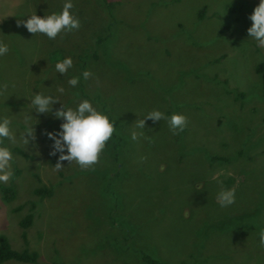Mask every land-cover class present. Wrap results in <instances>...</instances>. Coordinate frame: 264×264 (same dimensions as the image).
Returning <instances> with one entry per match:
<instances>
[{
    "label": "rangeland",
    "instance_id": "1",
    "mask_svg": "<svg viewBox=\"0 0 264 264\" xmlns=\"http://www.w3.org/2000/svg\"><path fill=\"white\" fill-rule=\"evenodd\" d=\"M65 2L0 0L9 47L0 120H11L15 137L3 145L13 175L0 187L14 194L9 202L0 194V236L37 255L0 264H264V89L255 72L264 48L247 32L259 0H71L78 30L49 39L17 27ZM67 57L73 67L57 73ZM36 94L59 99L53 112L88 100L109 118L115 131L97 164L54 168L60 153L50 155L46 133L63 120L38 114ZM153 110L184 115V131L150 119L135 129ZM30 128L35 140L25 145ZM133 130L144 135L133 141ZM233 188L235 203L221 207L218 193Z\"/></svg>",
    "mask_w": 264,
    "mask_h": 264
},
{
    "label": "clouds",
    "instance_id": "2",
    "mask_svg": "<svg viewBox=\"0 0 264 264\" xmlns=\"http://www.w3.org/2000/svg\"><path fill=\"white\" fill-rule=\"evenodd\" d=\"M72 8L73 3L71 0H66L61 13H53L43 18L34 14L25 21L18 20L17 27L23 25L29 33L34 35L43 34L49 39H55L61 32H71L79 29L80 21L71 14L70 9ZM249 19L252 22L247 29L249 36L257 42L259 47L264 48V0H259L258 6L254 8ZM8 51V45L0 42V56L6 55ZM72 67L73 60L71 57H67L55 64V71L66 75ZM82 75L87 80L91 78L92 73L84 71ZM67 83L72 87H76L79 83V77H72ZM7 87V84L0 86V95L7 90ZM57 91L63 94L65 89L60 87ZM56 103H60L58 98L42 94H36L31 100V105L38 114L52 113L56 119L63 120L60 131L46 133L49 139L54 142L51 146L50 155L55 156L60 153L54 168L56 170L62 169L64 167L63 161H68L69 165L75 163L81 169L92 168L98 163L100 154L106 143L111 139L115 131L114 124L109 121L106 115L98 112L88 100L79 102L75 110L70 107L65 108L62 104L61 108L53 112V105ZM148 119L154 123L166 120L173 135L183 132L187 125V118L184 115L172 114L170 117H166L161 111L153 110L144 118L135 121V129H144L146 126L145 121ZM10 124L11 120L8 118L0 120V182L2 183H7L13 175L11 171L13 154L8 147L3 146L6 139L15 142ZM142 135H144L143 132H137L136 130L131 132L133 141L138 140ZM22 140L25 145H28L30 140L34 141V130L30 128L26 134H22ZM142 159L146 158L142 157ZM217 202L221 207L234 204L235 189L221 190L217 195ZM258 236L259 246L264 248V228L259 231Z\"/></svg>",
    "mask_w": 264,
    "mask_h": 264
},
{
    "label": "trees",
    "instance_id": "3",
    "mask_svg": "<svg viewBox=\"0 0 264 264\" xmlns=\"http://www.w3.org/2000/svg\"><path fill=\"white\" fill-rule=\"evenodd\" d=\"M96 41L98 42L99 40L97 39ZM255 72L260 76L262 87L264 89V66L258 64L255 68ZM13 151L19 155H23L19 149H14ZM35 193L40 195L41 193L47 194L48 192L39 189L36 190ZM0 194L3 201L9 202L12 200L14 192L11 187L1 186ZM30 221H31V216L26 215V217L20 223L21 227L26 228L29 225ZM36 257H37L36 253L28 252L26 249H22L20 251H15L11 249L7 240L3 236H0V263L8 260H14L22 263H32L35 261ZM143 262L145 264H161L159 261L148 257H144Z\"/></svg>",
    "mask_w": 264,
    "mask_h": 264
}]
</instances>
